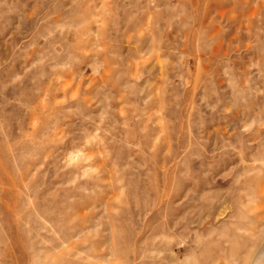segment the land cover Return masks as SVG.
<instances>
[{"label":"rangeland","instance_id":"374dc122","mask_svg":"<svg viewBox=\"0 0 264 264\" xmlns=\"http://www.w3.org/2000/svg\"><path fill=\"white\" fill-rule=\"evenodd\" d=\"M0 264H264V0H0Z\"/></svg>","mask_w":264,"mask_h":264}]
</instances>
